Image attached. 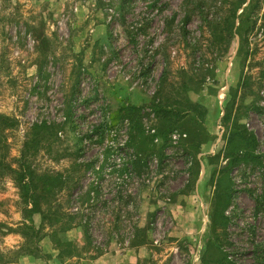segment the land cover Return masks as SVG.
I'll use <instances>...</instances> for the list:
<instances>
[{
    "label": "rangeland",
    "instance_id": "1",
    "mask_svg": "<svg viewBox=\"0 0 264 264\" xmlns=\"http://www.w3.org/2000/svg\"><path fill=\"white\" fill-rule=\"evenodd\" d=\"M1 115L0 264H264V0H0Z\"/></svg>",
    "mask_w": 264,
    "mask_h": 264
},
{
    "label": "trees",
    "instance_id": "2",
    "mask_svg": "<svg viewBox=\"0 0 264 264\" xmlns=\"http://www.w3.org/2000/svg\"><path fill=\"white\" fill-rule=\"evenodd\" d=\"M235 14V12H234ZM250 19V18H249ZM254 22V21H253ZM253 26H247L250 28ZM248 32V30H247ZM236 33L234 32V22L230 27L229 38L234 37ZM16 119L10 118L8 116H0V124L5 123L4 127L13 126L15 124ZM27 147L23 150V154L18 158L20 160V169H14L9 162L5 161L4 156L0 157V169L6 168L9 172H15L17 176H19V180L23 185L25 190V199L27 204L31 205L30 207L26 206V210L29 212L37 211L41 214L42 223L44 225L47 223L48 225H60L59 227H54L52 229L53 234L55 235V242L58 249L61 248L60 255L68 254L69 256H75V251L79 249L76 243L72 240L61 242L58 238L59 232H64L73 228L71 225H75L76 219L80 217L79 213H71L70 211H60L56 202H59L57 195L58 192L55 191L52 186V177L48 173H38L34 169H30L26 165V160L28 158V152L30 147L29 142L25 143ZM3 175L2 171H0V177ZM68 179L65 178L62 183L66 182ZM46 206L45 208L43 206ZM86 222V221H85ZM84 220L78 221L76 225H88L89 222L85 223ZM29 225H33L32 223ZM31 227V226H30ZM38 229L35 233L39 232ZM88 232V230L86 231ZM64 243V244H63ZM64 246V247H63Z\"/></svg>",
    "mask_w": 264,
    "mask_h": 264
},
{
    "label": "crops",
    "instance_id": "3",
    "mask_svg": "<svg viewBox=\"0 0 264 264\" xmlns=\"http://www.w3.org/2000/svg\"><path fill=\"white\" fill-rule=\"evenodd\" d=\"M65 238L66 240H70V238L68 237V232L65 233Z\"/></svg>",
    "mask_w": 264,
    "mask_h": 264
}]
</instances>
